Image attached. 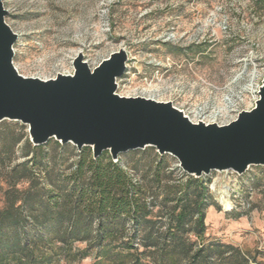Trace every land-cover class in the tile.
Returning <instances> with one entry per match:
<instances>
[{"label": "rangeland", "instance_id": "rangeland-1", "mask_svg": "<svg viewBox=\"0 0 264 264\" xmlns=\"http://www.w3.org/2000/svg\"><path fill=\"white\" fill-rule=\"evenodd\" d=\"M1 1L24 76L65 73L78 54L93 68L123 48L118 94L170 101L192 120L221 125L248 108L264 74V0ZM262 170L213 172L208 189L217 207L205 217L209 238L248 251L256 264H264V185L245 194Z\"/></svg>", "mask_w": 264, "mask_h": 264}, {"label": "trees", "instance_id": "trees-1", "mask_svg": "<svg viewBox=\"0 0 264 264\" xmlns=\"http://www.w3.org/2000/svg\"><path fill=\"white\" fill-rule=\"evenodd\" d=\"M262 171L246 197L263 187ZM209 182L152 147L94 158L55 140L35 146L24 126L3 121L0 264H256L206 235V209L217 207Z\"/></svg>", "mask_w": 264, "mask_h": 264}, {"label": "water", "instance_id": "water-1", "mask_svg": "<svg viewBox=\"0 0 264 264\" xmlns=\"http://www.w3.org/2000/svg\"><path fill=\"white\" fill-rule=\"evenodd\" d=\"M0 0V123L18 122L35 146L49 140L90 148L93 157L108 152L118 158L154 148L169 154L190 176L213 172L244 175L264 168V77L251 109L225 124L193 122L170 101L117 93V79L127 67L125 49L90 68L78 54L71 73L49 78L24 76L13 63L18 35L6 23Z\"/></svg>", "mask_w": 264, "mask_h": 264}, {"label": "built area", "instance_id": "built-area-1", "mask_svg": "<svg viewBox=\"0 0 264 264\" xmlns=\"http://www.w3.org/2000/svg\"><path fill=\"white\" fill-rule=\"evenodd\" d=\"M72 72V69L71 70H69V71H67V72H65V73H71ZM264 77V74H261V76H260V79H259V82L261 83V80H262V78ZM259 84L257 85V90H255L254 91V93H253V96H252V99H251V102H250V105L248 106V108H246L247 110L248 109H251L253 106H254V102L257 100V98H258V88H259ZM182 110V109H181ZM184 111V110H183ZM184 113L187 115V113L184 111ZM188 116V115H187ZM192 120V119H191ZM193 122H196V121H198V120H192ZM122 168L124 169V170H126L127 172H130V170L125 166V165H123L122 166ZM231 174H233V175H235V176H237V177H240L239 175H237V174H235V173H233V172H230Z\"/></svg>", "mask_w": 264, "mask_h": 264}, {"label": "bare ground", "instance_id": "bare-ground-1", "mask_svg": "<svg viewBox=\"0 0 264 264\" xmlns=\"http://www.w3.org/2000/svg\"><path fill=\"white\" fill-rule=\"evenodd\" d=\"M142 94H143V93H142ZM142 94H141V95H142ZM147 96H148V95H147ZM221 202H222V201H221Z\"/></svg>", "mask_w": 264, "mask_h": 264}]
</instances>
